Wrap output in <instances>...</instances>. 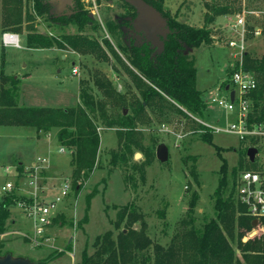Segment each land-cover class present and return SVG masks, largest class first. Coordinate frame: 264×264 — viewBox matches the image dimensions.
Returning a JSON list of instances; mask_svg holds the SVG:
<instances>
[{"label":"trees","instance_id":"1","mask_svg":"<svg viewBox=\"0 0 264 264\" xmlns=\"http://www.w3.org/2000/svg\"><path fill=\"white\" fill-rule=\"evenodd\" d=\"M143 1L159 12L169 30L163 40V51L153 57L151 55L154 50L149 43L138 44L133 39L128 45L122 42L120 26L127 27L128 21L117 24L105 20L103 26L112 42L105 35L99 39L92 37L89 32L101 29L102 25L89 16V11L84 9L80 0H74L68 11L59 14L49 13L53 3L49 0H0L2 31L20 33L21 25L25 23L27 48H69L101 63L109 62L112 58L131 77L137 90L135 96H131L130 91L121 93L107 78L99 77L95 72L93 84L100 91L97 98L87 80H83L80 84L79 101L74 106H21L18 105L19 80L4 73V52L0 49V126L32 129L36 137L56 129L55 139L58 145L71 151L70 180L76 192L98 164V128L102 131L113 130L116 135L115 147L107 151L109 170L119 168L124 182L135 184L134 177L140 182L144 181L145 168L155 160V148L160 143L154 136L150 138L151 144L145 146L144 127L150 126L153 121L161 124L171 113H175L180 119L190 121L193 120L192 117H196L204 122L209 105L196 87L194 55L186 50L211 45L209 27L214 21L221 16L241 14L243 10V0H206L203 4V26L192 27L178 22L176 14H170L163 5V0ZM122 2L133 18L134 9L123 0ZM255 2L264 4V0H244L246 10L254 6L259 8V5L253 4ZM37 19L39 21L34 23ZM255 22L263 37L264 17ZM58 23L72 25L75 32L61 35V38L48 37L46 28ZM38 25L42 26L44 33L38 30ZM247 25L246 33L251 38L256 27ZM242 67L256 81V86L247 93L248 127L263 124L264 52L257 56L246 50L242 56ZM232 72L233 68H228V79ZM228 79L221 83V89L230 83ZM113 104L118 108L115 114L108 112V107ZM123 110H127V113L123 114ZM199 137L203 143L213 145V131L201 124ZM241 142L248 143L246 151L250 147L259 150L254 139ZM213 146L221 160L219 178L213 193L214 217L196 229L193 215L196 197L192 195L186 209V218L182 220L183 226L169 238L167 244H160L147 234L146 224L135 203H128L116 210V217L111 222L115 230L97 235L91 244L93 251L88 253L83 249L76 264H264V236L241 241L244 233L252 229L253 219L246 215L245 207L235 198L238 173L253 168L254 164L248 160L246 152H242L236 166L229 171L221 156L222 152L229 149ZM135 153H139L142 159L134 161ZM22 166L18 163L19 171ZM19 199L21 197L14 190L10 194L0 195V234L10 208ZM137 223L139 226L135 229L133 226ZM237 250L239 256L236 254ZM4 254L0 249V255ZM57 256L59 254H53L48 259ZM36 263L38 262H34Z\"/></svg>","mask_w":264,"mask_h":264},{"label":"rangeland","instance_id":"2","mask_svg":"<svg viewBox=\"0 0 264 264\" xmlns=\"http://www.w3.org/2000/svg\"><path fill=\"white\" fill-rule=\"evenodd\" d=\"M205 1L163 0L162 3L172 16L176 14L175 19L178 22L192 27H202ZM80 2L86 10L85 7L88 5L86 0ZM96 4V9L91 8L93 14L89 12V16L102 26L105 20L118 24L131 19L122 0H96ZM253 4L259 5V8L254 6L246 10L243 0L242 13L245 26L252 24L257 30L259 28L255 20L264 17V4L261 2ZM68 10V7L63 9ZM221 19L220 23L209 27L211 45L186 50L194 55L197 70L196 86L202 92L203 100L207 102H210L213 96L226 95L227 92L223 91L220 85L228 79L226 75L228 68L231 69L236 64L234 55L229 56L230 48L227 46L228 40L237 39V34L230 33V23L234 16H223ZM38 21L37 19L34 23ZM102 26L95 32H89L91 36L99 39L105 35L109 38ZM2 30L0 27V37L9 33L18 38V46L2 47L4 59L1 61L4 73L19 80L18 105L74 106L79 101L80 84L83 80H87L97 98L100 91L93 84L95 72L99 77L107 78L117 91L121 93L130 91L131 96L137 94L131 77L112 58L109 62L101 63L93 57L82 56L69 48L60 49L57 46L44 49L27 48L25 23L21 25L20 33ZM46 30L48 37L61 38V35L73 34L75 27L58 23L47 27ZM120 30L123 33L122 42L128 45L132 39L128 36L129 30L123 25L120 26ZM244 39L247 51L257 56L264 52V36L261 34L253 33V36L248 38L245 31ZM109 40L112 42L111 38ZM119 55L123 58L120 53ZM73 69L76 70V74L72 73ZM210 106L213 109L207 108L204 116V122L210 126L222 127L232 119L224 117L228 114L218 106L213 104ZM117 111L118 108L114 104L108 107L110 113L115 114ZM125 111L127 113V110ZM213 117L219 122H215ZM192 118L190 121L180 119L175 113H171L165 121H161V124L153 121L150 126L144 127V145L149 146L150 138L157 137V140L168 148V160L162 163L155 158L145 168L144 181L140 182L134 177L135 184L131 182L126 184L119 168L109 170L107 151L115 147L116 135L113 130L102 131L98 128L100 133L98 164L89 179L81 184L78 192L71 185L62 202L52 209L51 223L45 233L47 245L35 247L23 238L22 233H31V223L14 204L15 207L13 205L10 208L0 234L1 253H10L15 258H28L38 262L36 264H76L83 249L88 253L93 251L91 244L97 235L115 230L111 222L116 217V210L131 202H134L140 211L150 238L160 244H167L169 238L183 226L182 220L186 218L189 201L192 195H195L194 227L199 229L206 220L214 217L213 193L219 178L221 160L216 155L213 145L229 149L222 152L221 156L230 171L236 166L240 154L246 152L248 143L241 142L234 134L218 132H213V145L203 143L199 137V124L202 125L203 121L196 117ZM56 131L52 129L45 135L41 133L40 137H36L32 129L0 126V187L7 181H16V187L13 189L15 194L28 202L41 199L42 193L51 189L50 193L46 194L48 197L46 200L49 201L58 194L63 180L71 182L72 168L69 165L71 151L58 145L55 139ZM61 149L64 152H61ZM261 156L260 150L255 158ZM36 158H45L48 165L38 170L37 189L34 191L35 187L29 185L31 180L29 175L35 166L33 163H37ZM141 159L142 156L133 157L134 161ZM52 162L56 167L55 173H49ZM18 163L23 165L20 171L17 168ZM256 168L254 164V167L249 169ZM50 176L57 179L48 183ZM53 187L55 188L52 189ZM262 223L264 230V222ZM138 226L137 223L133 227L136 229ZM260 236H264V233L254 226L244 233L241 241L246 242ZM53 254L59 256L48 259ZM236 254L239 256L238 250Z\"/></svg>","mask_w":264,"mask_h":264},{"label":"built area","instance_id":"3","mask_svg":"<svg viewBox=\"0 0 264 264\" xmlns=\"http://www.w3.org/2000/svg\"><path fill=\"white\" fill-rule=\"evenodd\" d=\"M87 7L90 13L93 14L91 8L96 9V0H86ZM230 29L237 34V39L228 40L227 46L232 50L230 56L234 55L233 72L229 79L232 89L234 90V100L230 101L228 92L226 95L213 96L208 105L213 104L221 108L226 114L232 116V120L227 122L224 126L218 125L210 126L203 122L202 125L213 132L231 133L239 137L240 141L245 139H254L256 141L257 153L262 151V156L253 160V164L257 166L256 169L243 170L238 173L235 181V195L237 201L245 207L246 215L255 220L256 227L264 233L262 219L264 218V123L248 127L247 113L249 109V100L247 93L256 86V81L252 74L242 67V56L246 51L245 46V22L243 13L234 16L230 23ZM254 34L259 35L260 30L257 29ZM2 44L6 47L8 45L18 46V38L14 34L5 33L1 37ZM76 74V70H72ZM210 103V104H209ZM64 152L63 149L60 150ZM35 166L32 167L29 185H33L36 191L38 170L48 165L45 158H36ZM41 165V166H40ZM18 183V182H17ZM16 187V181L5 182L0 187L1 194H10ZM71 188L69 180H63L58 194L53 199L47 201L45 199H34L28 202L23 199L16 201V208L30 221L31 233H22L23 238L32 246L40 247L47 245L45 237L46 228L51 223L52 209L62 202ZM34 197V196H33ZM15 207V205H14Z\"/></svg>","mask_w":264,"mask_h":264},{"label":"water","instance_id":"4","mask_svg":"<svg viewBox=\"0 0 264 264\" xmlns=\"http://www.w3.org/2000/svg\"><path fill=\"white\" fill-rule=\"evenodd\" d=\"M52 2H59V9L63 10L65 7L72 6V0H49ZM135 11V17L131 21V26L135 33H142V37L146 42L150 43L151 48L154 50L152 57L155 54H161L164 48L163 40L169 34V30L166 27V22L163 20L159 12L155 10L151 5L147 4L143 0H123ZM40 32H44L42 26L37 27ZM224 91L228 92L231 102L234 100V90L226 85ZM123 114L126 111L123 110ZM257 154V149L250 147L246 151L247 158L250 162H253L254 156ZM141 155L136 153L134 158H139ZM155 158L159 162H166L168 160V148L165 144L160 143L155 148ZM256 221H252V226H256ZM0 264H34L33 261L28 258H15L10 253L0 255Z\"/></svg>","mask_w":264,"mask_h":264},{"label":"flooded vegetation","instance_id":"5","mask_svg":"<svg viewBox=\"0 0 264 264\" xmlns=\"http://www.w3.org/2000/svg\"><path fill=\"white\" fill-rule=\"evenodd\" d=\"M52 2V1H51ZM52 7H51V13H53V14H59V13H61L63 10H60L59 9V2H53L52 3V5H51ZM135 12V11H134ZM1 17H2V9H1V7H0V19H1ZM135 17V16H134ZM133 17V18H134ZM133 18H131L130 20H128V22H129V25L126 27L128 30H129V32H128V36L130 37V38H132V39H134V42L135 43H138V44H142V43H148V42H146L145 41V39L142 37V33H135L134 31H133V28H132V26H131V21L133 20ZM44 33V32H43ZM150 44V43H149ZM151 46V45H150ZM2 47H5L3 44H2V42H1V37H0V49H2ZM229 80V79H228ZM227 85H229V88L230 89H232V86H231V83H229V84H227ZM224 90V89H223ZM0 194H1V192H0Z\"/></svg>","mask_w":264,"mask_h":264},{"label":"crops","instance_id":"6","mask_svg":"<svg viewBox=\"0 0 264 264\" xmlns=\"http://www.w3.org/2000/svg\"><path fill=\"white\" fill-rule=\"evenodd\" d=\"M202 12H203V10H202ZM221 18H223V16H221V17H218L215 21H214V23H213V25H216V24H218V23H220L221 21H222V19ZM230 33L232 34V31L230 30ZM231 53H232V50L230 49V51H229V56L231 55ZM197 71V70H196ZM196 81H197V73H196ZM197 87V86H196ZM198 89V88H197ZM199 90V89H198ZM200 91V90H199ZM224 91V90H223ZM208 108H211V109H213V107H211V106H209ZM217 112V111H216ZM224 117H226V118H228L229 120H230V117H232L231 115H228V116H226V115H224ZM217 118V117H216ZM212 119H215V117H213ZM226 120V119H225ZM232 120V119H231ZM215 122H219V120H217V119H215ZM218 124V123H217ZM19 164H22V163H19ZM34 165H35V163H33ZM33 164H25V165H33ZM56 167H55V165H54V162H52L51 163V167L49 168L50 170H49V173H52V172H54V170H56L55 169ZM55 173V172H54ZM51 177V176H50ZM55 179H57V177H51L50 179H49V181H48V183H50V182H53V180H55ZM52 186V185H51ZM54 186V185H53ZM55 187H53L52 189H54ZM46 189V188H45ZM47 190V189H46ZM51 190V189H50ZM50 190H47V192L46 193H42V198L41 199H47L48 197H47V193L50 191ZM50 193V192H49Z\"/></svg>","mask_w":264,"mask_h":264}]
</instances>
